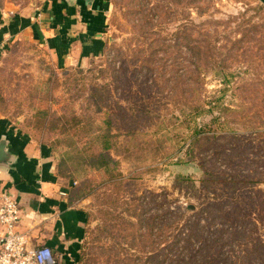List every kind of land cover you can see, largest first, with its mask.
Instances as JSON below:
<instances>
[{
	"label": "rangeland",
	"instance_id": "rangeland-1",
	"mask_svg": "<svg viewBox=\"0 0 264 264\" xmlns=\"http://www.w3.org/2000/svg\"><path fill=\"white\" fill-rule=\"evenodd\" d=\"M107 19L83 62L0 44V118L51 150L88 214L73 264L201 246L207 264H264V0H112Z\"/></svg>",
	"mask_w": 264,
	"mask_h": 264
},
{
	"label": "crops",
	"instance_id": "crops-1",
	"mask_svg": "<svg viewBox=\"0 0 264 264\" xmlns=\"http://www.w3.org/2000/svg\"><path fill=\"white\" fill-rule=\"evenodd\" d=\"M111 4L112 0H6L0 4V44L4 37H32L48 46L60 66L83 62L106 47ZM3 140L7 156L0 161V204L2 195L9 193L20 204L19 231L28 236L30 246L46 245L63 256V264H73L85 239L88 214L72 200L49 148L7 118H0Z\"/></svg>",
	"mask_w": 264,
	"mask_h": 264
},
{
	"label": "built area",
	"instance_id": "built-area-1",
	"mask_svg": "<svg viewBox=\"0 0 264 264\" xmlns=\"http://www.w3.org/2000/svg\"><path fill=\"white\" fill-rule=\"evenodd\" d=\"M21 208L9 193L0 204V264H63V256L46 245L30 246L19 231Z\"/></svg>",
	"mask_w": 264,
	"mask_h": 264
},
{
	"label": "trees",
	"instance_id": "trees-1",
	"mask_svg": "<svg viewBox=\"0 0 264 264\" xmlns=\"http://www.w3.org/2000/svg\"><path fill=\"white\" fill-rule=\"evenodd\" d=\"M224 78H225V83H228V81H227V79L226 78H228V76L226 75V76H223ZM217 106H219V103H218V105ZM214 109V107H212V108H210V109H202V110H200V111H198V112H195L194 113V116L195 117H198V116H201L202 114H205V113H207V112H212V110ZM143 220H144V217L143 216H139V223H140V228H141V225L143 224ZM154 225H152L151 224V227H153ZM163 227V225L162 224H160V229ZM139 235H141V236H143V233H142V231H140L139 233H138ZM185 235H187V242L188 243H191V239H193V237L195 236L192 232L191 233H188V234H185ZM180 238H184V237H182V236H180ZM185 249H189V247H187V246H185ZM197 253L198 254H195V255H191V257H189L188 258V255H187V253H183L182 254V257H180L179 259H178V261H176L177 262V264H189V261H194L195 263H202V264H207V255H206V251H205V249L203 248V246H201V248L197 251ZM163 257V256H162ZM164 257H167V255H164ZM79 258H80V256H78V260H79ZM77 260V261H78ZM161 261H162V259H161ZM163 264V263H162Z\"/></svg>",
	"mask_w": 264,
	"mask_h": 264
},
{
	"label": "water",
	"instance_id": "water-1",
	"mask_svg": "<svg viewBox=\"0 0 264 264\" xmlns=\"http://www.w3.org/2000/svg\"><path fill=\"white\" fill-rule=\"evenodd\" d=\"M7 153H6V141H0V161H3L6 159Z\"/></svg>",
	"mask_w": 264,
	"mask_h": 264
}]
</instances>
